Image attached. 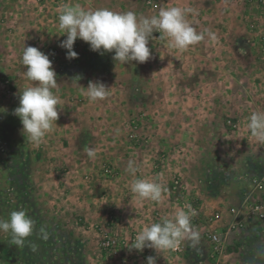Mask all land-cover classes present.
Here are the masks:
<instances>
[{
    "label": "rangeland",
    "instance_id": "obj_1",
    "mask_svg": "<svg viewBox=\"0 0 264 264\" xmlns=\"http://www.w3.org/2000/svg\"><path fill=\"white\" fill-rule=\"evenodd\" d=\"M25 1L8 0L5 7L0 5V50L10 51V54L2 52L3 56L15 62L17 50L24 46L37 47L47 55L55 51L60 53L55 71L63 72L67 49L60 47V42L66 39V34H50L49 27L54 20L39 12L43 10L46 14L56 4ZM200 1L158 0L159 6L153 8L145 0L152 15L162 7L196 9L198 15H189L193 26L199 32L215 33L217 40L213 43L206 38L180 52L170 48L167 39H161L154 32L151 57L146 62L132 61L127 65L135 70L128 76L132 93L105 100L110 108L104 122L121 124V131L108 128L105 133L108 139L113 134L123 135L122 160L113 157V140L109 143L106 140L109 146L105 145L104 159L65 165L70 173L66 171V175L54 180L50 194L40 193L32 178L23 180L26 188L34 189L31 199L27 197L25 201L39 199L55 204L60 209L56 217L66 218V224L72 225L56 228L61 242L44 245L58 253L56 259L39 260L30 256L24 261L26 264H147L149 256L155 257L156 264L218 263L208 257L209 253L195 251L200 245L208 252L209 246L201 237L195 245L185 240V249L179 254L170 250L157 253L147 247L141 252L129 250L127 246L144 224L160 222L161 217L171 216L177 209L200 208L197 215L202 223L214 210L220 209L225 216L227 199L240 191L239 179L264 173V145H259L246 128L251 113L262 111L264 102V95L261 96L264 92V0H207L199 4ZM209 5L215 13L209 12ZM24 11L27 14L22 17ZM238 12L243 13L241 18L235 17ZM216 13L220 17L214 16ZM55 23L58 27L59 19ZM88 44L78 38L73 47L77 50ZM15 66L18 68L4 70L7 76H12L13 83L8 84V96L0 97L1 106L9 105L8 109H13L11 115L17 107L13 93L31 83L24 76L25 66L17 63ZM113 108L117 109L114 114ZM129 160L138 168L135 178L154 179L164 186L162 204L136 200L130 191L134 177L126 170ZM77 170L85 172L76 173ZM145 202L152 203L151 211L144 210ZM134 203L142 204L140 212L130 211ZM65 206L73 208L69 211L71 223L68 211L65 215ZM3 234L0 231V254L4 248ZM64 238H67L66 244ZM26 241L23 247L12 244V249L30 252L43 247L42 242ZM70 247L71 254L67 251ZM14 261L0 257V264H18ZM256 264H264V257Z\"/></svg>",
    "mask_w": 264,
    "mask_h": 264
},
{
    "label": "crops",
    "instance_id": "obj_2",
    "mask_svg": "<svg viewBox=\"0 0 264 264\" xmlns=\"http://www.w3.org/2000/svg\"><path fill=\"white\" fill-rule=\"evenodd\" d=\"M7 1L8 0H0V5L3 6ZM33 1L36 2L35 0ZM43 1H48L51 4L53 3L52 0ZM206 1L207 0H201L199 4H204ZM68 4H80L86 9L108 8L116 12L133 11L138 17L152 16L150 9H148L145 4V0H69ZM52 8L51 10L48 9L50 12L48 11L46 14L43 13V10L39 12L40 15H45V17L48 16L50 19L54 20L50 24L51 27H49V32L55 35L58 34L55 18L59 12V8L57 5L54 6L53 9ZM208 9L209 12L212 11L210 5ZM212 12L215 13L214 11ZM220 13H216L214 16L218 15V17H220ZM229 15L232 16L234 13L231 11ZM235 15L236 18H241L243 13L238 12ZM214 19H216V17H214ZM148 46L151 48L152 39L149 41ZM22 50L23 49L17 50V57H15L16 61L12 63L8 60V57H4L2 53L6 51L7 54H10V51L7 48L0 50V70L4 71L8 67L14 69V67H17L15 63L21 66L22 62L20 60L22 58ZM74 51L78 53V57L74 59L66 58L63 67L64 71L60 73L55 71L57 74L58 89L53 91L59 96L61 100L60 107L62 109L60 110V116L55 130L46 137L41 145L37 147L25 138L22 132L23 125L21 120L20 118L14 117V113L11 115L13 109H8L10 107L9 105H0V113L4 115V119L0 122V136L2 140L7 142V153L0 173L3 184L9 185L13 189L12 201L7 198V193H0L1 219H8L10 213L14 210H24L34 221L33 236L31 238L28 237L26 242L32 241V243L36 244L43 243V247L40 250L38 249V251L27 252L19 250L20 248H18L16 252L12 249L10 233L3 232L4 240L2 243L4 244V248L0 254L3 260L15 259L18 264H24L26 258L28 259L30 256H32V258L36 257V259L38 258L39 260L40 258L56 259L58 253L53 250L51 251L44 245L62 241L60 238L61 236H58L56 233V228L63 227L66 229L72 227V225L66 224V218L64 220H59L58 217H56L58 216L57 211L60 209H58L55 204L51 202H40L39 199L36 202L31 200L25 201V198H30L31 192H34V189L31 190L26 188L23 184V180L28 177L32 178L40 193L47 191V193L50 194L52 188L51 184L54 180L60 175H66V171L68 174L70 173V171L65 168V165L69 163H76V165H79L93 160L86 155L87 148L90 147L96 150L97 155L95 159H104L107 154L105 152V145L109 146L106 144V140H108V143L109 140H113V157H117L119 161L122 160V151L124 150L122 149V143H124L123 135L118 134L115 136L113 134V137L108 139L105 133L108 128L116 130L121 127L120 123L108 125L104 122L105 116L108 115V109L110 108V106L105 103V100L120 98L122 93L131 94L133 89L129 88L128 76L133 75L135 70H133V66H130L131 68L127 67L130 63L124 64L119 61H114V50L113 52H104V54H100L97 51L91 50L88 44ZM90 81L102 82L110 87V95L104 101L90 103L87 97L82 93V87H87ZM13 94H16V106L18 107L19 92ZM262 95H264V92H261V96ZM0 97L4 96L0 93ZM262 104L263 106H261V109L264 111L263 101ZM115 111H117V109L113 108L112 114H114ZM9 114L11 116H8ZM119 131H121V129ZM77 172L83 174L85 171L77 170L76 173ZM247 178L243 177L241 180L239 179V195L237 192V194L235 193V195L229 196L230 199H227L228 205L225 207L226 209L228 207V213L225 216L222 213L223 219L218 224L219 231L224 232L227 236L226 256H224L222 260L224 264H240V261L241 264H256L257 261L262 260L264 257V226L261 222L256 221L242 230H233V228H230L231 215L229 209L231 207L243 206L244 197L249 188ZM20 199H22V201H20ZM143 204V208L146 212L152 210V203L145 202ZM140 205L142 204L134 203L130 211L134 213L140 212L142 208ZM81 206L83 207V203ZM119 206H121V204H119ZM214 207L216 209L220 208L217 206ZM72 209L73 208L70 206H65L64 208L65 215L67 211L70 215L69 223H71L72 218V212L69 211ZM118 211H121V209H118ZM119 218H121V216ZM123 218L124 217L121 219ZM202 225L203 223H193L201 239L206 241L209 246L208 250H206L208 252L206 253L205 249L200 245L196 247L195 251L202 254L205 253L206 255L209 253V257L212 252V247L204 236L205 229H202L204 232H201L199 228ZM65 242H67V238H64V243ZM65 250L67 249L65 248ZM67 251L71 254V247ZM59 255L65 256V254L62 255L61 253H59Z\"/></svg>",
    "mask_w": 264,
    "mask_h": 264
},
{
    "label": "clouds",
    "instance_id": "obj_3",
    "mask_svg": "<svg viewBox=\"0 0 264 264\" xmlns=\"http://www.w3.org/2000/svg\"><path fill=\"white\" fill-rule=\"evenodd\" d=\"M58 11L59 34H66L60 47L67 49L69 59L78 57L73 47L78 38L100 54L114 50V61L124 64L143 63L151 57L148 45L154 32H158L161 39H167L170 48L180 52L206 38L213 43L217 40L215 33L209 30L199 32L193 26L194 21L189 15L194 17L198 12L192 7H162L156 15L149 17H138L133 11L86 9L80 4H65ZM21 62L26 68L25 78L32 83L19 92V106L14 109V114L21 120L25 138L38 147L55 130L62 109L61 100L53 91L58 89L57 74L49 56L37 47L24 46ZM109 88L102 82L90 81L87 87H82V93L90 103H96L110 95ZM246 128L259 145H264V111H253ZM86 155L95 159L97 153L89 147ZM126 170L134 177L130 191L138 202H164L166 189L161 183L149 178H135L138 168L133 160H129ZM195 215V210L188 206L177 209L171 216L161 217L160 222L146 223L127 246L129 250L142 252L147 247L163 253L177 248L185 240L195 245L200 239L191 223ZM0 231L10 233V242L23 247L34 231V221L24 210H14L8 219H0ZM147 264H156L155 257H147Z\"/></svg>",
    "mask_w": 264,
    "mask_h": 264
},
{
    "label": "built area",
    "instance_id": "obj_4",
    "mask_svg": "<svg viewBox=\"0 0 264 264\" xmlns=\"http://www.w3.org/2000/svg\"><path fill=\"white\" fill-rule=\"evenodd\" d=\"M24 3L25 0H21ZM36 2L41 3L43 0H35ZM54 4L60 9L61 6L68 4L69 0H52ZM148 4L157 8L159 6L158 0H147ZM69 5V4H68ZM26 11L23 12L22 17H25ZM59 17V12L56 15L55 20ZM57 24V23H56ZM59 32V29H58ZM262 47L264 48V38L262 39ZM49 59L53 62L52 66L55 69L56 63L59 61L60 53L53 51L49 55ZM0 93L8 96V92H10L9 83H13L12 76H7L4 71H0ZM3 74V75H2ZM4 119V115L0 113V122ZM7 153V142L1 139L0 136V172L2 170L3 162ZM247 183L249 185L248 191L244 197L243 206L241 207H231L229 209V213L231 215L230 228L233 230H242L246 228L248 225L259 221L264 226V173L258 174L256 176H251L247 178ZM7 193V198L11 201L13 200V189L7 185L3 184L2 176L0 173V193ZM196 215L194 217V222L197 224L202 223V221L198 218L197 212L200 210L199 208L194 209ZM223 216L219 210H214L210 214H207L202 229H205L204 236L210 243L212 247V252L210 254L211 258L216 259V262L219 264H224L223 257L226 256L227 249V236L224 232L219 231V223L222 221ZM105 243L109 244V241ZM115 243V241H113ZM186 246V242L183 241L181 244L170 250L171 253L179 254L184 251ZM217 263V264H218Z\"/></svg>",
    "mask_w": 264,
    "mask_h": 264
}]
</instances>
